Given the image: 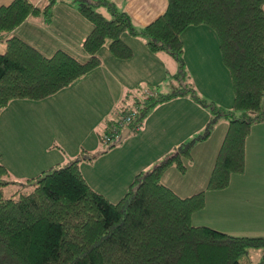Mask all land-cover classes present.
<instances>
[{
  "label": "trees",
  "instance_id": "16d2710c",
  "mask_svg": "<svg viewBox=\"0 0 264 264\" xmlns=\"http://www.w3.org/2000/svg\"><path fill=\"white\" fill-rule=\"evenodd\" d=\"M74 1L91 25L82 44L83 60L64 50L47 57L13 34L28 17H49L55 0L43 11L31 0L0 6V41L5 44L0 52V113L14 100L46 99L97 68L106 41L112 57L130 59L132 49L122 39L127 33L145 39L150 52L169 55L178 70L168 93L144 99L126 94L101 142L131 113L121 131L136 133L152 107L178 97L189 96L207 107L210 116L201 134L138 172L117 202L90 188L79 164L114 148L121 133L118 143H103L109 146L100 154L81 151L68 165L26 179L21 185L31 187L29 193L4 196L3 188L16 182L0 163V264H240L249 250L264 249V237L233 236L191 222L205 207L206 192L227 189L231 176L244 172L246 139L253 125L264 123V0H167L165 11L142 28L109 0ZM94 7L105 8L110 19ZM197 26H206L217 39L232 88L230 109L200 98L190 87L181 35ZM219 120L227 129L205 188L179 196L162 183V176L171 167L185 175L193 148L210 138ZM257 264H264V255Z\"/></svg>",
  "mask_w": 264,
  "mask_h": 264
},
{
  "label": "crops",
  "instance_id": "0c3cea01",
  "mask_svg": "<svg viewBox=\"0 0 264 264\" xmlns=\"http://www.w3.org/2000/svg\"><path fill=\"white\" fill-rule=\"evenodd\" d=\"M12 1L0 0V6ZM31 1L41 11L49 2ZM112 2L115 3V0ZM119 3L118 7L130 16L137 28L150 24L167 7V0H119ZM76 7L66 0H55L50 6L49 17L46 18L43 13L28 17L13 34L47 57L57 50H64L83 60L87 56L82 50V44L91 25ZM203 27H190L181 35L189 82L200 98L230 109L233 102L232 88L227 80L229 74L220 63L217 44L213 46L211 43L200 42L185 45L184 36L195 41L202 33L210 35L209 32H203L206 31ZM122 39L132 49L130 59L118 60L111 56L108 49L101 50V64L68 87L39 101L14 100L1 111L0 163L6 167L13 182L22 183L53 165L71 162L78 156L81 157V151L100 154L104 151L101 137L108 121L117 118L116 109L124 96L132 93L137 98L144 99L147 94L155 95V90L141 95L138 89L142 90V86H160L172 81V76L178 70L175 60L164 52H150L142 37L124 33ZM4 48V42L0 41V52ZM199 68H205L209 76L213 74L212 70L222 75L223 80L218 78L220 85L214 93L208 84L212 80L205 75H198ZM209 116L208 111L189 96L158 103L149 110L136 134L132 135L128 131L125 138L108 152L91 161L82 159L80 171L90 188L111 202H117L138 172L148 170L171 150L200 134ZM261 125L264 123L251 127L246 139L245 156L248 144L253 140V133L261 130L259 127L264 129ZM223 127L215 134L214 142L211 135L207 141L193 148L192 160L187 170L188 173L192 167L197 168L193 180L187 183L179 180L188 174L181 175L171 167L162 176V183L182 197L204 189L227 125ZM125 130L126 128L122 133ZM201 165L203 170L200 174ZM227 189L206 192L207 201L212 195L223 197L229 194ZM228 205L221 206L217 211L229 209ZM234 211L229 210L228 215Z\"/></svg>",
  "mask_w": 264,
  "mask_h": 264
},
{
  "label": "rangeland",
  "instance_id": "374dc122",
  "mask_svg": "<svg viewBox=\"0 0 264 264\" xmlns=\"http://www.w3.org/2000/svg\"><path fill=\"white\" fill-rule=\"evenodd\" d=\"M66 1H68L69 3H73L75 6L77 5V2H75L74 0H66ZM109 1L112 2V0H109ZM119 4H120L119 0H115V5L117 7ZM94 10L103 14V16L106 17L107 19H110L111 17L106 12L105 8L103 7H94ZM192 28H195V27H192ZM203 28L206 30L203 32H209L210 35H208V33L207 34L202 33L200 37L196 39L195 41L188 40L184 36L185 45L190 46L192 43L198 44L200 42H201L200 44L211 43L213 44V46L214 44H217V41L215 39L213 32L206 26H204ZM108 44H109V41H106L103 47L101 48V50L102 51L107 50ZM217 48H218V44H217ZM212 51L213 50L211 48L210 52ZM218 54H219V51H218ZM212 61L214 62V59H212ZM214 68L216 67L214 66ZM216 69L219 70L218 68ZM226 72L228 71L226 70ZM212 73L213 74L209 76V73L208 74L206 73L205 68H199L198 75L200 76L205 75L207 79L212 80V82H209L208 84L211 86L212 88L211 91H213L214 93L215 90L220 85L219 79L223 80V77L219 72L215 70H212ZM227 80L230 84L229 77ZM137 85L138 84H136V86ZM142 87L145 89L142 88L141 94H146L151 89L155 90L153 91L155 94L156 93L157 94L158 93H168L171 91L170 80L169 82L168 81L164 82L160 86H156V84L154 85L147 84L146 86H142ZM190 87H193L191 83H190ZM157 88L159 89V91ZM134 92H136V90H134ZM202 108L207 110L210 115V112L207 107H202ZM224 125H226V122H224L223 120L218 121V123L215 126L214 131L212 132L213 134H211L213 135L211 139L212 142H214V139L216 137L215 134L218 133L220 130H222L224 128L223 127ZM261 126H264V125H261ZM259 128L262 131L258 130L255 133H253L252 135L253 140H250V143L248 144L247 155L245 156L244 172L241 174H233L231 176L230 183L227 189L229 194L223 197L212 195V197L209 198L208 201L205 197V200H206L205 207L202 210H200L201 212L198 213L197 215L195 214L192 215L191 222L193 225L197 226V225L208 224V226L216 228L220 232L228 233L229 235H233V236L264 237V134H263L264 129L262 127H259ZM136 133H132V135ZM121 134H122V131H121ZM115 142L117 141L115 140L113 143ZM200 143H203V142H200ZM108 146L109 145L107 146L101 145L103 150L106 149ZM260 152H263V154L261 155ZM69 163L70 162L66 164L62 163V164L53 165V166L62 167V166L68 165ZM202 167L203 165H201L200 174L203 170ZM196 170L197 168L192 167L190 171L187 173L188 176L185 177L184 179H179V180H182L186 183L189 182L190 180H193V177H195ZM22 183H16L14 185H8L7 187H4L3 188L4 196L10 197L12 195H15L17 192L29 193L32 188L31 187L24 188L21 185ZM167 183L169 185V182ZM207 196L209 197L210 195H207ZM225 204L227 205L229 204L228 205L229 209L225 208L221 210L220 212H218L217 210L221 206H224ZM229 210H235V211L233 212V214L228 215ZM196 216H197V219H196ZM197 223H205V224H197ZM263 255H264V249L262 248L252 249L239 258V263L240 264H257L262 259Z\"/></svg>",
  "mask_w": 264,
  "mask_h": 264
},
{
  "label": "built area",
  "instance_id": "2783aa9c",
  "mask_svg": "<svg viewBox=\"0 0 264 264\" xmlns=\"http://www.w3.org/2000/svg\"><path fill=\"white\" fill-rule=\"evenodd\" d=\"M134 113H131L130 115L126 116L125 118L122 119V121L116 126H113L107 134L104 135L103 137V143L104 144H109L114 142L115 140H118L120 137L121 129L123 128L124 125L129 123L131 121V118L133 117Z\"/></svg>",
  "mask_w": 264,
  "mask_h": 264
},
{
  "label": "water",
  "instance_id": "95a60500",
  "mask_svg": "<svg viewBox=\"0 0 264 264\" xmlns=\"http://www.w3.org/2000/svg\"><path fill=\"white\" fill-rule=\"evenodd\" d=\"M126 133H128V129H126V130L121 134V137H120V139H119L118 142H121V141L125 138ZM118 142H117V143H118Z\"/></svg>",
  "mask_w": 264,
  "mask_h": 264
}]
</instances>
